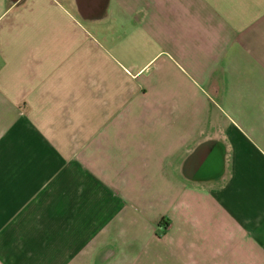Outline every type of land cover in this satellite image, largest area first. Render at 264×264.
Returning a JSON list of instances; mask_svg holds the SVG:
<instances>
[{"label": "crops", "instance_id": "0c3cea01", "mask_svg": "<svg viewBox=\"0 0 264 264\" xmlns=\"http://www.w3.org/2000/svg\"><path fill=\"white\" fill-rule=\"evenodd\" d=\"M0 264H264V0H0Z\"/></svg>", "mask_w": 264, "mask_h": 264}]
</instances>
